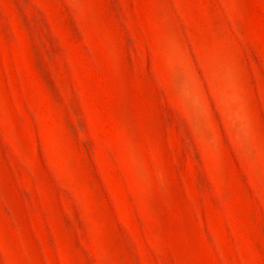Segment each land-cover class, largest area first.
Instances as JSON below:
<instances>
[{
	"label": "rangeland",
	"instance_id": "1",
	"mask_svg": "<svg viewBox=\"0 0 264 264\" xmlns=\"http://www.w3.org/2000/svg\"><path fill=\"white\" fill-rule=\"evenodd\" d=\"M0 264H264V0H0Z\"/></svg>",
	"mask_w": 264,
	"mask_h": 264
}]
</instances>
